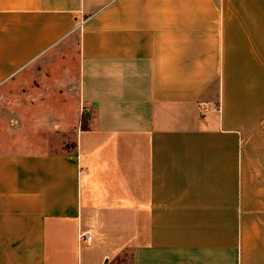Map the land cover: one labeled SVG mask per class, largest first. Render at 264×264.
<instances>
[{"label":"crops","instance_id":"0c3cea01","mask_svg":"<svg viewBox=\"0 0 264 264\" xmlns=\"http://www.w3.org/2000/svg\"><path fill=\"white\" fill-rule=\"evenodd\" d=\"M82 249L264 264V0H0V264Z\"/></svg>","mask_w":264,"mask_h":264},{"label":"rangeland","instance_id":"374dc122","mask_svg":"<svg viewBox=\"0 0 264 264\" xmlns=\"http://www.w3.org/2000/svg\"><path fill=\"white\" fill-rule=\"evenodd\" d=\"M85 124L87 122L85 121ZM67 148H71L72 144L67 143L66 145ZM91 253L90 249H82L81 253L78 254L79 260H81L83 263L82 264H97L98 263V258L100 257V253L98 254L99 251H96V249ZM110 264H134L133 262V256L130 254L128 250L124 251L123 253L119 254L116 258H114Z\"/></svg>","mask_w":264,"mask_h":264},{"label":"built area","instance_id":"2783aa9c","mask_svg":"<svg viewBox=\"0 0 264 264\" xmlns=\"http://www.w3.org/2000/svg\"><path fill=\"white\" fill-rule=\"evenodd\" d=\"M200 106H201V107H206L207 104H205V103H201ZM90 240H91V238H90V236L87 235V234H80V235L78 236V242H79V243H88V242H90Z\"/></svg>","mask_w":264,"mask_h":264},{"label":"trees","instance_id":"16d2710c","mask_svg":"<svg viewBox=\"0 0 264 264\" xmlns=\"http://www.w3.org/2000/svg\"><path fill=\"white\" fill-rule=\"evenodd\" d=\"M85 121H86V118L83 117L82 120H81V125H80L81 129H85L86 128Z\"/></svg>","mask_w":264,"mask_h":264}]
</instances>
